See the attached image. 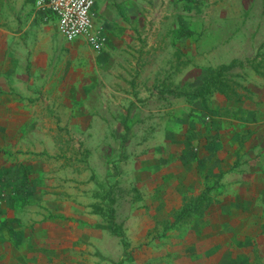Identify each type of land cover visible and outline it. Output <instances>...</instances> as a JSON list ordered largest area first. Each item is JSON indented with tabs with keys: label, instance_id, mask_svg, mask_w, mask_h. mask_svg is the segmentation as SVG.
Here are the masks:
<instances>
[{
	"label": "crops",
	"instance_id": "crops-1",
	"mask_svg": "<svg viewBox=\"0 0 264 264\" xmlns=\"http://www.w3.org/2000/svg\"><path fill=\"white\" fill-rule=\"evenodd\" d=\"M51 21L55 23L37 9L35 0H0V72L40 71L49 78L57 56L63 55L54 46ZM244 22L255 23L252 30L247 26L246 45L252 46L253 34L252 58L264 66V32L257 41L263 30L257 23H264V15L244 18ZM66 61L62 58L60 63ZM136 86L132 80L109 81L107 90L98 91L99 110L88 114L80 109L84 83L73 78L65 81L73 94L64 102L72 132L94 136L95 159L99 166L109 168V174L97 179L91 175L92 179L116 182L117 176L111 173L115 166L127 173L122 178L127 183L122 197H116L111 185L107 187L112 191L116 223L122 225L129 242L126 253L134 246H148L143 264H264V72L254 77L253 86L246 87L248 97L242 102L222 96L220 106L209 101L201 107L190 117V138L180 129L174 143L170 137L169 143L163 138L150 144L149 110H142L141 131L136 134L133 124L139 104L150 101L147 91L134 90ZM208 114L212 123L203 128L202 119ZM156 130L161 134V127ZM138 135L141 145L135 147ZM108 143L117 147L109 148ZM191 145L199 146L194 148L199 151L197 158L190 157ZM215 181L218 185L209 193L212 202L201 216L190 213L164 231L180 212L184 198H195L205 183ZM97 184L87 208L51 207L40 224L44 217L0 211L1 264H70L85 262V257L123 264L125 253L119 239L96 228L102 219L92 213V206L101 203L104 189L101 182ZM73 214L77 216L70 223ZM118 214L124 216L123 222H118ZM106 244L115 251L105 252ZM87 245L92 251L86 256ZM134 254H127L132 260L125 262H133Z\"/></svg>",
	"mask_w": 264,
	"mask_h": 264
},
{
	"label": "rangeland",
	"instance_id": "rangeland-1",
	"mask_svg": "<svg viewBox=\"0 0 264 264\" xmlns=\"http://www.w3.org/2000/svg\"><path fill=\"white\" fill-rule=\"evenodd\" d=\"M116 6L123 8L126 19ZM262 15L264 0H95L93 17L102 37L100 49L82 41L62 40L57 25L51 21L54 46L63 55L57 56L50 77L40 71L0 72V211H25L26 218L44 217L40 224L48 218L51 207L68 204L87 208L93 202L94 183L97 186L101 182L103 192L111 185L118 198L127 189L122 179L127 177L124 168L115 166L111 172L117 176L114 183L92 179L91 175L96 179L107 175L109 168L99 166L95 159L94 136L72 132L68 103L64 102L73 94L65 87L66 79L84 83L86 93L80 109L88 114L99 110L98 91L107 90L109 81L132 80L137 85L134 90L142 87L150 100L139 104L141 109L133 124L136 134L141 131L142 110H149L150 144L163 138L169 143L180 129L189 139L190 117L203 106L197 99L187 101L166 90L193 89L216 68L231 62L242 64L227 72V78L247 88L253 86L254 77L263 74L264 66L252 58L253 34L252 46L246 45L250 34L247 26L252 30L255 23H245L244 18ZM257 25L263 26L257 36L260 41L264 23ZM75 45L79 51L73 49ZM62 58L67 63H60ZM221 98L219 93H213L209 101L220 106ZM221 110L220 107L214 112ZM207 116L202 117L203 128L212 123V115ZM157 127H161V134ZM140 140L138 135L135 147L141 145ZM197 145L189 147L190 157L199 155L194 149H198ZM108 147L115 148L117 144L108 143ZM70 216L69 222L74 223L77 214ZM123 219L118 214V222ZM105 247L107 253L115 251L113 245ZM91 251L87 245L84 254ZM149 251L148 246H134L121 261L143 264ZM132 252L134 261L125 262L132 260L127 257ZM70 264L113 263L85 257V262Z\"/></svg>",
	"mask_w": 264,
	"mask_h": 264
},
{
	"label": "trees",
	"instance_id": "trees-1",
	"mask_svg": "<svg viewBox=\"0 0 264 264\" xmlns=\"http://www.w3.org/2000/svg\"><path fill=\"white\" fill-rule=\"evenodd\" d=\"M116 7L119 15L126 19L123 8L120 6ZM240 64L242 63L231 62V64L219 66L215 69L213 74L208 76L206 80L193 89L166 91L175 97H183L187 101L190 99H197L203 107L207 106L209 97L213 93H219L227 101L242 102L248 97V90L241 84L228 79L226 75L227 72ZM217 185L218 182L216 181L212 184L205 183L204 189L200 195L196 196L195 198H184L183 206L180 212L176 215L175 220L164 228V231L171 228L175 222H178L180 219H183V217L188 216L190 213L201 216L205 209L212 202L211 198L209 197V193L213 191ZM113 205L114 199L112 196V191L111 189H107L102 194L101 203L92 206V213L100 216L102 219V224H97L96 228L107 230L113 236H116L120 241L124 253H126L129 248V242L125 237L122 225L116 223V214Z\"/></svg>",
	"mask_w": 264,
	"mask_h": 264
},
{
	"label": "built area",
	"instance_id": "built-area-1",
	"mask_svg": "<svg viewBox=\"0 0 264 264\" xmlns=\"http://www.w3.org/2000/svg\"><path fill=\"white\" fill-rule=\"evenodd\" d=\"M35 5L54 19L64 41H82L95 49L102 47V37L93 17L95 0H35Z\"/></svg>",
	"mask_w": 264,
	"mask_h": 264
}]
</instances>
